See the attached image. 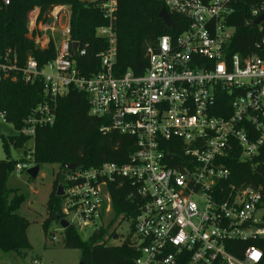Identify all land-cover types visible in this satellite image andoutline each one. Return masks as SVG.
<instances>
[{
  "label": "built area",
  "instance_id": "2783aa9c",
  "mask_svg": "<svg viewBox=\"0 0 264 264\" xmlns=\"http://www.w3.org/2000/svg\"><path fill=\"white\" fill-rule=\"evenodd\" d=\"M96 1L107 22L95 30L106 42L97 72L83 75L73 59L85 51L71 39L67 6L41 19L37 7L27 15L26 37L40 49L52 43V60L20 64L15 51L0 50V84L39 81L43 94L15 130L26 142L13 173L34 166L37 128L52 125L57 99L76 90L88 98V115L104 122L102 135L131 136L135 144L122 165L63 172L61 219L78 233L100 229L112 213L108 185L119 178L135 185L138 198L133 264H264V187L230 183L226 160L237 154L250 163L264 148V38L254 44L259 54H231L235 0H157L184 20L181 32L146 50L141 74L115 76L117 0ZM262 14L264 6L252 9L245 25L264 33V22L253 24ZM0 119L6 122L3 112Z\"/></svg>",
  "mask_w": 264,
  "mask_h": 264
},
{
  "label": "trees",
  "instance_id": "16d2710c",
  "mask_svg": "<svg viewBox=\"0 0 264 264\" xmlns=\"http://www.w3.org/2000/svg\"><path fill=\"white\" fill-rule=\"evenodd\" d=\"M7 1L8 5H4V0H0V50L15 51L20 64L28 57H32L39 66L52 60L55 55L52 43L40 49L32 39L26 37L27 15L37 7L41 19L52 5L67 6L70 10L71 39L78 42L85 51L83 56L73 59L83 75L88 76L99 70L97 54L105 48L106 42L95 36V30L107 22L96 7V0ZM234 5L235 12L229 23L235 29V39L230 53L242 56L259 54L254 44L264 38V33L259 34L255 27L246 26L245 22L249 20L252 9L264 6V0H235ZM163 8L164 5L157 0H117L112 24L116 35L115 76L127 70L135 75L141 74L147 65L146 50L154 48L161 36H176L181 32L185 22L173 14L169 15L172 27H165L158 17ZM42 99V85L39 81L33 84L3 81L0 84V112L4 113L6 123L11 124L15 130L21 127L22 120ZM56 103L54 123L37 128L34 136V165H56L60 171L53 181L46 203V219L42 223L45 235L61 214V197H57L56 192L58 186H63V172H67L61 166L76 164L77 169L85 170L103 163L122 165L133 153L135 144L131 136L116 132L107 135L100 133L99 128L104 122L88 115L86 94L69 89ZM25 142L26 138L18 135H0V144L5 151L10 146L14 150H21ZM237 156L226 159L231 172L228 181L234 185L264 187V148L250 163L239 161ZM16 162L9 158L0 160V252L7 255H19L31 249L26 236L29 222L17 213L26 198L6 185ZM108 191L113 214L111 223L118 217L130 222L129 235L132 236L131 221L136 215L138 203L135 185L118 178L113 184L109 183ZM62 232L64 248L78 250L84 264H133L137 257L132 237L111 246L103 240L106 230L102 227L95 229L86 240H81L72 226Z\"/></svg>",
  "mask_w": 264,
  "mask_h": 264
},
{
  "label": "rangeland",
  "instance_id": "374dc122",
  "mask_svg": "<svg viewBox=\"0 0 264 264\" xmlns=\"http://www.w3.org/2000/svg\"><path fill=\"white\" fill-rule=\"evenodd\" d=\"M52 6L56 7L58 5ZM41 42L40 39V44ZM0 135L3 137L14 136L16 131L11 124L0 119ZM7 158L17 161L21 158V153L11 146L5 151L0 144V160ZM59 172L56 165H43L39 167L35 179H30L26 173L19 176L12 173L8 178L7 188L15 190L26 198L19 206L17 213L29 222L26 236L31 249L19 255H7L0 252V264H26L29 260L34 259H37L39 264L79 263L80 252L64 248L63 232L57 222L50 225L46 235L42 229V223L46 219V203L53 181L57 178ZM112 216V213L104 215L101 226L106 230V236L103 240L108 245L115 246L121 244L127 237L131 239L132 236L129 235L130 222L122 221L121 217H118L111 223ZM92 233L93 229H86L79 232V236L81 240H86ZM53 236L55 239H52Z\"/></svg>",
  "mask_w": 264,
  "mask_h": 264
},
{
  "label": "water",
  "instance_id": "95a60500",
  "mask_svg": "<svg viewBox=\"0 0 264 264\" xmlns=\"http://www.w3.org/2000/svg\"><path fill=\"white\" fill-rule=\"evenodd\" d=\"M158 17L162 20V22L164 23L167 29H170L172 27L170 18L164 9L160 10V12L158 13ZM259 22H264V14L260 15L257 19H255L253 21V24H257ZM76 47H77L76 44L72 45L73 56H76ZM61 167L64 170L72 171L77 168V165L76 164H64ZM38 171H39V166L34 165L32 168L27 170L26 174L28 175L30 179H35L38 174ZM62 195H63L62 187L58 186L56 196L61 197ZM56 221L58 222V225L61 227L62 230H65L66 228L69 227L68 222H66L64 219H61L59 215L56 217ZM78 264H84L81 258Z\"/></svg>",
  "mask_w": 264,
  "mask_h": 264
}]
</instances>
